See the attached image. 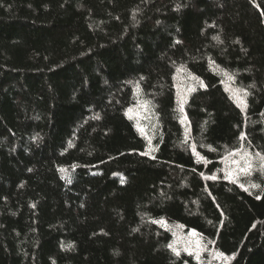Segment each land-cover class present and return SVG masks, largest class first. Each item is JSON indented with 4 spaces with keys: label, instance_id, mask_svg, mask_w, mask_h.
Listing matches in <instances>:
<instances>
[{
    "label": "trees",
    "instance_id": "1",
    "mask_svg": "<svg viewBox=\"0 0 264 264\" xmlns=\"http://www.w3.org/2000/svg\"><path fill=\"white\" fill-rule=\"evenodd\" d=\"M262 158L264 0H0V264H264Z\"/></svg>",
    "mask_w": 264,
    "mask_h": 264
},
{
    "label": "rangeland",
    "instance_id": "2",
    "mask_svg": "<svg viewBox=\"0 0 264 264\" xmlns=\"http://www.w3.org/2000/svg\"><path fill=\"white\" fill-rule=\"evenodd\" d=\"M186 94V92H185ZM131 114L137 121L138 125L141 126L142 120L144 118L143 110H133ZM174 232V245L178 249L186 250L187 252L193 254V257L197 261V264H204L202 257V239L194 232H185L180 230L178 227H172Z\"/></svg>",
    "mask_w": 264,
    "mask_h": 264
},
{
    "label": "snow or ice",
    "instance_id": "3",
    "mask_svg": "<svg viewBox=\"0 0 264 264\" xmlns=\"http://www.w3.org/2000/svg\"><path fill=\"white\" fill-rule=\"evenodd\" d=\"M262 159H264V158H262ZM245 169H242V171H244Z\"/></svg>",
    "mask_w": 264,
    "mask_h": 264
}]
</instances>
